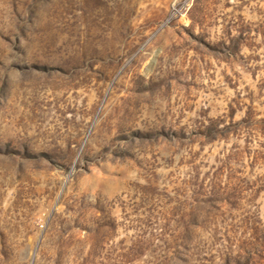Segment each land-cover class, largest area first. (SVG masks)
<instances>
[{
	"label": "rangeland",
	"instance_id": "374dc122",
	"mask_svg": "<svg viewBox=\"0 0 264 264\" xmlns=\"http://www.w3.org/2000/svg\"><path fill=\"white\" fill-rule=\"evenodd\" d=\"M0 264H264V0H0Z\"/></svg>",
	"mask_w": 264,
	"mask_h": 264
}]
</instances>
